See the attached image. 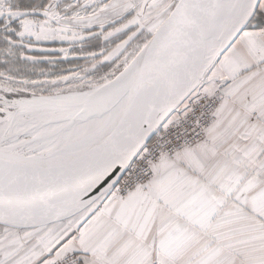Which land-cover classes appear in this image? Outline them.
<instances>
[{
	"label": "snow or ice",
	"instance_id": "snow-or-ice-1",
	"mask_svg": "<svg viewBox=\"0 0 264 264\" xmlns=\"http://www.w3.org/2000/svg\"><path fill=\"white\" fill-rule=\"evenodd\" d=\"M0 264H264V0H0Z\"/></svg>",
	"mask_w": 264,
	"mask_h": 264
}]
</instances>
